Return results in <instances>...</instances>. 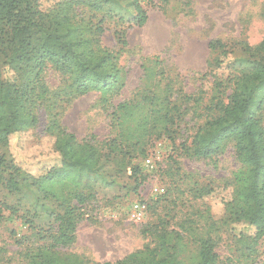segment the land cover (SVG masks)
<instances>
[{"label":"rangeland","instance_id":"rangeland-1","mask_svg":"<svg viewBox=\"0 0 264 264\" xmlns=\"http://www.w3.org/2000/svg\"><path fill=\"white\" fill-rule=\"evenodd\" d=\"M56 1L39 0L40 7L47 9ZM134 1L147 14L140 26L134 19ZM104 9L81 7L74 19L93 50L101 45L116 56L122 84L103 98L97 90L74 97L68 74L49 64L44 68L40 79L47 95L33 109L38 123L12 133L8 151L0 148L26 171L17 175V191L9 192L0 183V264H33L39 253L50 256L53 264L115 262L144 245L153 246L154 227L180 231L182 223H191L203 233L207 215H225L224 203L232 193L229 183L240 167L232 144L208 158L186 151L208 119L211 97L217 95L207 77L214 54L209 41L224 44L231 68H252L264 40V0H109ZM95 24L102 31L95 33ZM0 71L7 76L1 65ZM220 71L228 72L227 64ZM202 86L207 90L199 98ZM230 89H222L223 99ZM165 111L168 116L163 117ZM53 114L79 141L101 151L97 171L89 179L83 174L78 186L84 194L91 191L93 198L78 205L74 240L56 248L50 246L51 235L66 205H75L69 192L73 183L54 185L58 198H45L28 176L59 163L54 137L45 130ZM206 186L212 187L210 193L198 194ZM135 202L145 208L139 222L129 216ZM241 229L233 224L234 233ZM184 242V257L193 256L195 242L190 236ZM237 247L230 234H222L216 250L221 257L231 256L232 264H249V252Z\"/></svg>","mask_w":264,"mask_h":264},{"label":"trees","instance_id":"trees-1","mask_svg":"<svg viewBox=\"0 0 264 264\" xmlns=\"http://www.w3.org/2000/svg\"><path fill=\"white\" fill-rule=\"evenodd\" d=\"M108 2L58 0L51 7L41 9L39 0H0V65L7 74L2 76L0 71V148L8 151L12 133L34 128L38 123L33 109L47 95L40 75L48 64L70 76L68 87L74 97L97 90L103 98L122 84L116 56L99 45L98 39L99 46L93 50L90 41L83 36V26L74 19L75 10L84 7L100 12ZM134 10L136 24H144L145 9L134 1ZM91 27L95 33L102 31L99 25ZM208 47L214 53L207 74L212 78L209 89L217 95L211 97L210 106L206 107L208 119L194 133L186 152L193 157L208 158L232 144L240 167L234 173L233 183H229L232 193L224 203L225 215L219 219L207 215L203 233L197 232L199 228L191 223H182L180 231L168 232L154 227L152 234L156 243L153 246L144 245L115 262L92 264H232L231 256L221 257L216 250L222 234H230L235 239L239 244L236 250L249 252V264L255 261L260 243L264 241V40L257 46V64L242 71L231 68L230 52L219 39L210 40ZM226 64L229 71H220ZM228 85L231 89L223 99L222 89ZM206 90L201 87L199 98ZM162 116L168 113L165 111ZM45 130L54 137L59 163L38 176L28 175L31 184L43 197L57 199L58 192L53 186L73 183L69 192L75 200V205L67 204L63 214L57 217V229L51 235L53 244H50L56 248L74 240L80 219L78 205L93 198L91 191L84 194L78 186L83 174L89 179L97 171L101 151L65 130L55 114L51 115ZM131 169L133 173L138 171L137 165ZM19 173L26 174V171L12 155L7 159L5 153H0V183L7 191L18 190ZM211 190L212 187H201L197 193L208 194ZM200 216L205 217L202 213ZM233 224H240L242 229L234 233ZM187 236L195 242L197 250L193 256L185 258ZM33 262L53 264L51 257L43 253Z\"/></svg>","mask_w":264,"mask_h":264},{"label":"built area","instance_id":"built-area-1","mask_svg":"<svg viewBox=\"0 0 264 264\" xmlns=\"http://www.w3.org/2000/svg\"><path fill=\"white\" fill-rule=\"evenodd\" d=\"M151 160L149 158L146 159V163L150 164ZM159 193L163 192V189H155ZM144 205L140 202H135L132 204V207L129 212V216L131 220L135 222H139L143 219ZM251 264H264V241L260 243L258 255L255 261Z\"/></svg>","mask_w":264,"mask_h":264}]
</instances>
